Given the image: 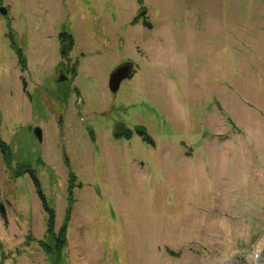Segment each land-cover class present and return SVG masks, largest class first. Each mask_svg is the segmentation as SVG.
<instances>
[{
    "label": "rangeland",
    "instance_id": "1",
    "mask_svg": "<svg viewBox=\"0 0 264 264\" xmlns=\"http://www.w3.org/2000/svg\"><path fill=\"white\" fill-rule=\"evenodd\" d=\"M141 1L0 0V264H56L30 170L58 264H264V0Z\"/></svg>",
    "mask_w": 264,
    "mask_h": 264
},
{
    "label": "trees",
    "instance_id": "2",
    "mask_svg": "<svg viewBox=\"0 0 264 264\" xmlns=\"http://www.w3.org/2000/svg\"><path fill=\"white\" fill-rule=\"evenodd\" d=\"M138 2L139 4L142 3L141 0H138ZM138 132H139L140 137L143 139V142H145L146 144L150 146H153V142L151 141V139L147 136V134L144 131L138 130ZM0 148L2 149V153L8 152L6 149L2 147ZM29 173H30V178L32 180V183L35 186L36 193L40 201V204L47 215L46 230L48 234L47 236L48 241L43 243V246L46 249V253L50 256H54L56 260V264H58L59 262L58 258H60V253L62 251L63 245L66 243L65 234H66L67 222L69 220L70 209H68V211L66 212L65 224L62 226L58 234H54L53 232L54 210L48 206L45 196L43 195L41 191L38 179L36 175L34 174V172L30 170Z\"/></svg>",
    "mask_w": 264,
    "mask_h": 264
},
{
    "label": "water",
    "instance_id": "3",
    "mask_svg": "<svg viewBox=\"0 0 264 264\" xmlns=\"http://www.w3.org/2000/svg\"><path fill=\"white\" fill-rule=\"evenodd\" d=\"M1 14H5L3 9H0ZM131 71V67L129 65H121L116 70H114L111 75L109 76L107 87L108 90L115 94L121 85V83L127 78ZM59 81H62L63 78H59ZM33 134L36 137L38 142L42 140V131L40 128L36 127L33 129Z\"/></svg>",
    "mask_w": 264,
    "mask_h": 264
},
{
    "label": "flooded vegetation",
    "instance_id": "4",
    "mask_svg": "<svg viewBox=\"0 0 264 264\" xmlns=\"http://www.w3.org/2000/svg\"><path fill=\"white\" fill-rule=\"evenodd\" d=\"M64 57V56H63ZM66 73H69V70L67 69V66L63 67V68H59V75L60 77L59 78H63L62 81H59L58 80V83H63L65 81H67V77H66Z\"/></svg>",
    "mask_w": 264,
    "mask_h": 264
}]
</instances>
